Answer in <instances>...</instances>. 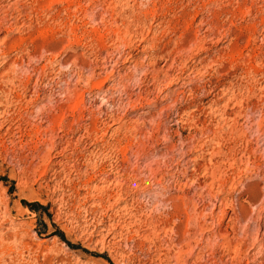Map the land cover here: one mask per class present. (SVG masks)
<instances>
[{
    "label": "rangeland",
    "instance_id": "1",
    "mask_svg": "<svg viewBox=\"0 0 264 264\" xmlns=\"http://www.w3.org/2000/svg\"><path fill=\"white\" fill-rule=\"evenodd\" d=\"M0 30V264H264V0H0Z\"/></svg>",
    "mask_w": 264,
    "mask_h": 264
},
{
    "label": "bare ground",
    "instance_id": "2",
    "mask_svg": "<svg viewBox=\"0 0 264 264\" xmlns=\"http://www.w3.org/2000/svg\"><path fill=\"white\" fill-rule=\"evenodd\" d=\"M14 8H15V7H14ZM14 20H15V19H14ZM4 27H5V26H4ZM70 29H71V28H70ZM15 30H16V29H15ZM0 31H1V30H0ZM68 31H69V30H68ZM7 33H8V32H7ZM11 33H12V32H11ZM11 40H12V39H11ZM4 42H5V41H4ZM2 45H3V44H2ZM2 48H3V47H2ZM2 48H1V49H2ZM5 48H6V47H5ZM11 61H12V60H11ZM8 66H9V65H8ZM12 67H13V66H12ZM5 69H6V68H5ZM7 72H8V70H7ZM7 72H6V73H7ZM14 73H15V72H14ZM1 74H2V73H0V75H1ZM2 75H3V74H2ZM2 75H1V77H2ZM11 75H12V74H11ZM2 80H3V79H2ZM5 82H6V81H5ZM2 85H3V84H2Z\"/></svg>",
    "mask_w": 264,
    "mask_h": 264
}]
</instances>
